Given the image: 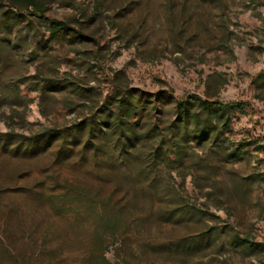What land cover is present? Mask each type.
Returning a JSON list of instances; mask_svg holds the SVG:
<instances>
[{
  "label": "rangeland",
  "instance_id": "rangeland-1",
  "mask_svg": "<svg viewBox=\"0 0 264 264\" xmlns=\"http://www.w3.org/2000/svg\"><path fill=\"white\" fill-rule=\"evenodd\" d=\"M44 2L46 16L89 38L52 37L47 20L0 0V19L15 13L8 28L0 25V133L59 127L71 133L68 141L75 134V143L95 142L99 151L23 159L0 142V189H138L134 202L122 192L114 197L127 224L123 250L107 247L114 263L264 264V0ZM120 85L162 100L196 94L237 107L221 140L186 144L169 165L160 156L146 177L116 151L124 144L118 135L98 128ZM169 117L142 111L132 121L148 126ZM92 118L91 137L85 128ZM143 150L127 159L148 164ZM181 206L199 208L202 217L181 213ZM11 215L30 232L36 222L67 226L48 205ZM6 219L0 214V226Z\"/></svg>",
  "mask_w": 264,
  "mask_h": 264
},
{
  "label": "trees",
  "instance_id": "trees-1",
  "mask_svg": "<svg viewBox=\"0 0 264 264\" xmlns=\"http://www.w3.org/2000/svg\"><path fill=\"white\" fill-rule=\"evenodd\" d=\"M10 7L29 9L38 17L47 20L52 37L89 38L80 27L76 28L64 20L46 16L44 0H10ZM12 14H15L13 10H7L0 19V25L4 29L9 27ZM116 79L118 86L120 78ZM118 90L120 98L114 109L104 103L103 113L98 116V128L105 133L118 135L124 144H118L120 147L116 151L126 158L129 167H136L146 177L156 168V160L160 156L169 165L172 163L171 153H174L175 158H180L186 144L221 140L229 131L232 111L237 107L235 103L202 98L196 94L183 99L162 100L159 94H136L128 85H120ZM142 111L149 116L157 111L160 115L170 112L171 117L162 124L155 121L148 126H139L138 121H132V118ZM90 122L85 129L88 136L92 137L95 136L93 118ZM139 129L141 131H137ZM139 133L140 137H137ZM69 134L71 133L59 127H50L27 135L11 129L0 133V142L7 153L19 155L23 159L54 155L51 160L57 161L64 154L70 156L69 153L76 149L84 155L90 152L92 157L97 156L99 149L95 142L92 145L89 142L83 144L82 141L75 143V134L68 141ZM141 138L142 141L139 140ZM89 139L90 137L88 141ZM129 145L131 149L126 150ZM142 150L149 156L148 164L143 165L141 161L131 163L127 159L128 155ZM53 190L55 192L45 195V189H0V214L7 218L0 226V264H130L126 258L117 263L112 262L107 255V247L113 243L118 244L119 251L123 250L124 241L120 230L127 226L123 217L125 208L115 206L114 197L122 192L127 195L128 202L131 199L134 202L139 196L138 189ZM141 190L150 194L152 190L158 189ZM27 193H34V197H29ZM45 205L50 206L57 216L65 219L67 226L60 222H36L37 225L31 227L34 230L30 232L24 225L19 224L20 221L17 226L12 223L13 210H32ZM180 210L181 213L199 218L203 214L194 206L189 209L181 206ZM130 215L135 220L139 217L132 210ZM70 245L80 247L73 254H64L63 249Z\"/></svg>",
  "mask_w": 264,
  "mask_h": 264
}]
</instances>
